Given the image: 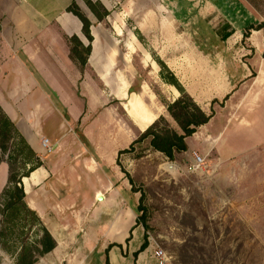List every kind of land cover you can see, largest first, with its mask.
<instances>
[{
    "label": "rangeland",
    "instance_id": "obj_1",
    "mask_svg": "<svg viewBox=\"0 0 264 264\" xmlns=\"http://www.w3.org/2000/svg\"><path fill=\"white\" fill-rule=\"evenodd\" d=\"M252 1L259 9L250 6L248 0H117L108 21L102 25L96 22L97 40L82 75L83 85L74 87V95L85 104L74 130L90 127L95 133L94 121L100 110L108 107L123 128L135 129L134 140L139 138L147 128L140 130L128 115L129 97L120 99L125 105L114 97L118 86L122 89L126 82L137 89L133 93L140 95L150 110L158 117L165 116L172 128L181 131L167 111V104L173 100L172 88L181 86L208 114L219 112L214 128L220 126V112L232 121L228 134L233 128L231 141L238 149L229 152L223 141L222 149L213 151L210 138L206 139L207 151L197 150L205 157L201 170L191 169L194 150L170 160L150 145V137L130 145L128 152L120 151L119 163L138 190L139 203L142 196L147 219V226L140 223L134 227L128 240L140 238L120 247L129 252L130 264L132 252L137 258L132 249L139 240L148 244L141 264H156L158 247L166 251L170 264H264V121L259 118L253 123L251 106L239 102L231 105L230 95L224 99L228 86L239 88L231 95H238L241 86H264V31L252 29L245 37L250 26L263 22L264 0ZM109 55L112 57L107 61ZM170 73L177 85L170 82ZM211 86H222L217 92L219 98L212 97L215 92ZM45 88L55 93L49 84ZM63 89V93L71 91L69 86ZM255 92L252 90L251 95ZM263 102L261 97L258 104ZM56 103L65 116H71L70 101L57 98ZM197 131L206 135L210 128L205 125ZM16 142L15 138L12 144ZM129 153L131 161L127 159ZM21 165L13 162L15 168ZM9 174L0 190L1 207ZM120 192L140 216L134 194L121 187ZM0 231V264L3 256L16 258L22 241L29 248L42 235L41 224H32L31 217L25 219L23 214L10 220L0 213ZM88 263L107 264L105 249L91 252Z\"/></svg>",
    "mask_w": 264,
    "mask_h": 264
},
{
    "label": "crops",
    "instance_id": "obj_2",
    "mask_svg": "<svg viewBox=\"0 0 264 264\" xmlns=\"http://www.w3.org/2000/svg\"><path fill=\"white\" fill-rule=\"evenodd\" d=\"M92 1L101 2L109 11L104 20L96 17L86 0H0V107L41 156L43 165L23 177V189L28 206L36 212L56 241V247L41 256L35 264H89V254L98 248L105 249L109 264H130L127 258L129 252L125 253L122 247L125 243L130 245L137 238L128 240L129 234L137 226L138 214L132 210L128 199L120 192V187L134 194L137 206L139 198L119 163L122 155L120 151L135 141V129L123 128L115 112L106 107L100 110L94 121L95 133L90 127L84 131L74 130V123L83 115L85 106L84 100L74 95V87L83 85L85 69L82 72L78 63L72 59L69 40L76 36L85 46L89 40L84 33L83 22L68 8L73 2L77 3L90 20L93 53L97 40L95 30L106 19L108 21L117 2ZM248 1L250 6L258 8V4ZM261 21L264 22V15ZM253 30L264 31V27ZM108 57L112 56H107V61ZM109 71L107 69V75ZM47 84L55 93L47 91ZM63 86H69L72 95H69L71 91L69 94L63 93ZM125 87L122 90L118 86V93H113H116L115 99L123 105L126 101L120 99L129 97V103L133 92H136L130 90L132 86ZM221 87L211 86L215 92L212 97L221 96L217 94ZM236 88L238 86H228L226 94L230 95L229 103L232 105L239 102L242 106H251L257 117L254 116L252 122L259 118L264 121V102L258 104L261 97L264 99V86H241L238 95L235 92L231 95V91ZM252 90L256 91L254 95H251ZM248 91L250 93L246 94ZM172 94L175 100L180 92L172 88ZM57 98L65 103L70 101L68 112L71 116H65L58 109ZM71 103H75V109L73 106L70 108ZM143 103L148 112L158 118L157 113ZM127 113L140 130L147 128H141L129 111ZM218 113L205 124L210 128L208 134L197 131L186 139L188 151L192 149L197 154H200L197 150L207 151L205 140L210 138L209 148L213 151L222 149L224 141L227 142L225 145L229 152H238L231 141L233 128L231 134H228L232 121L228 117L224 119L220 112V126L214 128L213 121L219 116ZM44 138L53 147L50 153L42 143ZM180 153L176 152L175 158ZM127 159L133 160L130 153ZM127 171L132 175L130 169ZM8 172L6 155L0 162V190L7 182ZM139 241V245L132 249L135 253L143 243ZM143 252H139L136 259L132 252L133 264H141ZM16 260L17 256L15 258L14 255L12 259L3 256L1 264H16Z\"/></svg>",
    "mask_w": 264,
    "mask_h": 264
},
{
    "label": "trees",
    "instance_id": "obj_3",
    "mask_svg": "<svg viewBox=\"0 0 264 264\" xmlns=\"http://www.w3.org/2000/svg\"><path fill=\"white\" fill-rule=\"evenodd\" d=\"M86 2L99 20L102 21L109 15V11L101 2H93L92 0H86ZM68 11L74 13L83 22V30L89 40L87 46L76 36L71 37L69 40L72 59L78 63L83 72L92 51L93 36L90 31L91 22L75 2L70 5ZM263 27L264 22H261L257 26H250L245 33V37L247 38L250 36L252 29H261ZM170 76V82L177 85L178 83L176 82L175 75L170 73ZM176 87L180 91V95L167 104V111L178 124L181 131L172 128L165 116L161 115L153 124L142 132L139 138L131 144V147H133L136 142L150 137L151 145L156 151L163 153L168 159L174 160L176 152L188 150L186 139L196 133L198 128L210 121L213 113L208 114L185 89L181 86ZM130 90L136 91L133 86ZM227 97L228 95H226L224 99L226 100ZM15 138L18 139V142L12 144ZM9 144H11V147ZM128 151L130 150L125 149L122 152ZM6 155L10 165L9 186L2 193V198H5V203L2 207L0 206V213L4 219L8 216L10 220L23 214L25 219L27 216L31 217L32 224H41L42 235L40 238L35 242L34 246L29 248L26 246V243L22 241V246L16 260V264H35L40 256H44L56 247V241L52 234L43 225L36 212L28 206L25 200L26 194L22 183L23 177L29 176L32 171L42 166L43 161L40 154L34 151L25 137L17 129L15 122H13L0 107V162L5 159ZM13 162H20L22 165L17 167V169L13 166ZM130 182L132 184L131 179ZM132 189L135 192L138 191L133 186ZM141 200L142 196L138 205V210L141 211L142 214L137 217L136 225L142 223L145 227L147 226V219L146 214H144V206ZM2 234L3 232L0 231V236ZM147 246V241H145L135 254L138 255V253L145 250ZM107 264H109L108 261Z\"/></svg>",
    "mask_w": 264,
    "mask_h": 264
},
{
    "label": "bare ground",
    "instance_id": "obj_4",
    "mask_svg": "<svg viewBox=\"0 0 264 264\" xmlns=\"http://www.w3.org/2000/svg\"><path fill=\"white\" fill-rule=\"evenodd\" d=\"M121 86L122 90H125V86L128 85L126 82H124L121 84ZM128 104L129 113L135 118L136 122L140 125L141 128H148L151 124H153V121L157 119L155 114L148 112L147 106L144 105L143 101L141 100V96L133 93Z\"/></svg>",
    "mask_w": 264,
    "mask_h": 264
},
{
    "label": "built area",
    "instance_id": "obj_5",
    "mask_svg": "<svg viewBox=\"0 0 264 264\" xmlns=\"http://www.w3.org/2000/svg\"><path fill=\"white\" fill-rule=\"evenodd\" d=\"M42 143L47 148L48 153L53 151V147L49 144V140L47 138L42 139ZM205 164V157L194 153V157L191 162V169L201 170ZM155 258L156 264H170L171 261L166 251H164L161 247L155 248Z\"/></svg>",
    "mask_w": 264,
    "mask_h": 264
},
{
    "label": "water",
    "instance_id": "obj_6",
    "mask_svg": "<svg viewBox=\"0 0 264 264\" xmlns=\"http://www.w3.org/2000/svg\"><path fill=\"white\" fill-rule=\"evenodd\" d=\"M170 170H175L176 166H168Z\"/></svg>",
    "mask_w": 264,
    "mask_h": 264
}]
</instances>
